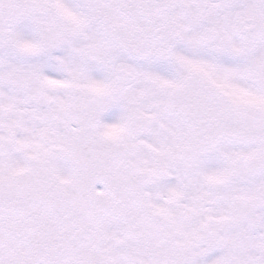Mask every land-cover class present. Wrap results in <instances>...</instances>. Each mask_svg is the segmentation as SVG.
Instances as JSON below:
<instances>
[{
	"label": "snow or ice",
	"instance_id": "obj_1",
	"mask_svg": "<svg viewBox=\"0 0 264 264\" xmlns=\"http://www.w3.org/2000/svg\"><path fill=\"white\" fill-rule=\"evenodd\" d=\"M0 264H264V0H0Z\"/></svg>",
	"mask_w": 264,
	"mask_h": 264
}]
</instances>
